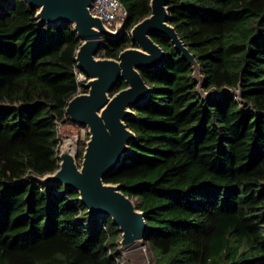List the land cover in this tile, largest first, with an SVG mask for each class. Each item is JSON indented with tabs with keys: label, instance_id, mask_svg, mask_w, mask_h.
<instances>
[{
	"label": "trees",
	"instance_id": "1",
	"mask_svg": "<svg viewBox=\"0 0 264 264\" xmlns=\"http://www.w3.org/2000/svg\"><path fill=\"white\" fill-rule=\"evenodd\" d=\"M119 2L122 33L99 57L134 46L129 31L150 14V0ZM35 14L0 0V264H123L111 218L39 180L58 168L57 124L75 125L65 107L81 41ZM168 17L214 94L152 35L165 57L140 71L150 92L126 120L135 140L104 182L144 213L151 264H264V0H168Z\"/></svg>",
	"mask_w": 264,
	"mask_h": 264
},
{
	"label": "water",
	"instance_id": "2",
	"mask_svg": "<svg viewBox=\"0 0 264 264\" xmlns=\"http://www.w3.org/2000/svg\"><path fill=\"white\" fill-rule=\"evenodd\" d=\"M25 2L36 10L39 24L65 23L73 27L81 41L76 50V67L88 78L83 84L85 92L75 94L65 107L67 119L87 131L81 157L78 159L73 143L64 140L58 147V168L39 180L74 190L92 216L111 218L120 232V248L144 245L148 230L144 213L138 210L133 198L124 194L120 184L105 183L104 179L117 168L130 150L129 143L135 140L126 120L133 115L131 108L144 101L150 92L140 71L158 67L165 57L151 36L167 37L189 62L196 90L202 97H209L214 90L203 92V76L196 59L168 23V0H150V14L129 31L134 46L120 51L116 59L98 54L107 40L121 35L123 24H117L114 30L106 28L89 11L93 0ZM119 80L125 87L113 92Z\"/></svg>",
	"mask_w": 264,
	"mask_h": 264
},
{
	"label": "built area",
	"instance_id": "3",
	"mask_svg": "<svg viewBox=\"0 0 264 264\" xmlns=\"http://www.w3.org/2000/svg\"><path fill=\"white\" fill-rule=\"evenodd\" d=\"M89 11L93 16L99 17L102 20L104 26L109 30H114L117 24H123L127 16V12L123 5L119 2V0H93ZM75 76L78 84L76 94L85 92L83 84L87 81V76L83 72H81L77 67L75 68ZM62 129L63 125L57 124V133L59 135L60 133L62 134ZM72 136L73 141H75V143L77 144L78 136L74 134H72ZM85 138H87L86 130H84V139Z\"/></svg>",
	"mask_w": 264,
	"mask_h": 264
},
{
	"label": "rangeland",
	"instance_id": "4",
	"mask_svg": "<svg viewBox=\"0 0 264 264\" xmlns=\"http://www.w3.org/2000/svg\"><path fill=\"white\" fill-rule=\"evenodd\" d=\"M204 92V91H203ZM206 93V92H204ZM73 126V127H72ZM84 130L86 128L76 125H66L63 126L62 134L60 133V144L64 142V140H69L74 144L76 151H78L79 147L83 142L86 141L87 138L84 139ZM87 132V131H86ZM72 134L78 136V143L76 144L73 141ZM88 137V135H87ZM80 140V141H79ZM85 140V141H84ZM121 251V260L123 264H151L153 261V255L148 249L147 245L136 244L127 248H120Z\"/></svg>",
	"mask_w": 264,
	"mask_h": 264
},
{
	"label": "bare ground",
	"instance_id": "5",
	"mask_svg": "<svg viewBox=\"0 0 264 264\" xmlns=\"http://www.w3.org/2000/svg\"><path fill=\"white\" fill-rule=\"evenodd\" d=\"M66 145H68V146H69V144H66Z\"/></svg>",
	"mask_w": 264,
	"mask_h": 264
}]
</instances>
